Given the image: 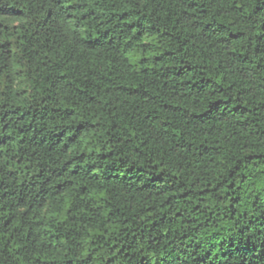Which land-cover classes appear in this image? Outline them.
I'll return each mask as SVG.
<instances>
[{
  "label": "trees",
  "instance_id": "16d2710c",
  "mask_svg": "<svg viewBox=\"0 0 264 264\" xmlns=\"http://www.w3.org/2000/svg\"><path fill=\"white\" fill-rule=\"evenodd\" d=\"M0 264H264V0H0Z\"/></svg>",
  "mask_w": 264,
  "mask_h": 264
}]
</instances>
